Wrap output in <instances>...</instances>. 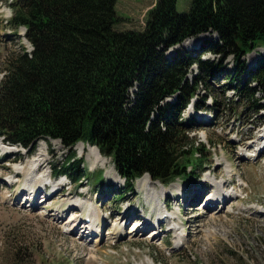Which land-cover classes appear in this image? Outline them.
I'll use <instances>...</instances> for the list:
<instances>
[{"label":"trees","instance_id":"trees-1","mask_svg":"<svg viewBox=\"0 0 264 264\" xmlns=\"http://www.w3.org/2000/svg\"><path fill=\"white\" fill-rule=\"evenodd\" d=\"M116 1L11 4L9 26L24 29L21 39L31 51L12 56L3 70L0 138L29 156L42 140L59 141L70 151L78 143L94 147L123 180L121 195L145 175L163 186L188 182L200 169L201 150H187L183 135L191 127L182 113L196 96L198 74L214 77L230 59L234 73L227 85L252 112L264 111L254 98L264 91V0H191L186 13L176 12V0H156L142 31L123 32L114 30L122 21ZM199 38L198 49L185 48ZM204 54L216 60H201ZM250 54L254 66L247 69ZM193 66L198 74L188 82ZM51 172L73 184L87 177L73 152Z\"/></svg>","mask_w":264,"mask_h":264},{"label":"rangeland","instance_id":"rangeland-1","mask_svg":"<svg viewBox=\"0 0 264 264\" xmlns=\"http://www.w3.org/2000/svg\"><path fill=\"white\" fill-rule=\"evenodd\" d=\"M14 1L0 0V81L6 63L13 59L12 56L23 50L31 51L27 41L21 39L24 30L20 28L16 32L9 26L8 21L12 16L11 4ZM155 1L117 0L114 11L122 21L114 25V30L142 31L147 12ZM190 5L191 0H176V12L186 13ZM201 43L202 38L195 39L187 42L185 48L198 49ZM200 58L204 61L216 60L212 54H204ZM247 58L246 68L251 69L254 66L250 59L251 54ZM233 73L232 61L225 59V63L214 77L198 74L195 66L190 69L187 77L190 82L198 74L202 80L196 87L198 91L195 98L182 113V120H187L191 127L188 129L191 131L183 135L184 140L190 143L187 150L190 151L191 145H197L201 150L200 154H197V166L200 169L195 170L194 176L192 175L194 181L191 178L188 182L176 179L163 186L150 178L146 179L147 185L154 189V192L156 190L155 193L159 194L158 188L162 189L164 195L160 198V206L164 214L168 215L179 208L180 220L184 224L181 228L184 230L182 234H185L183 243L176 244L175 232L169 229L170 221L160 226L164 233L154 241L151 230L144 232L142 236H129L128 232L135 225V218L123 220V208L129 203L131 208L138 210V214L141 212V216L149 212L155 216V213L151 212L152 208L145 202L149 196L146 197V193L137 187L136 182L139 179L134 183L131 192L121 195L123 180L114 176L116 172L110 159L105 158V165L92 167L91 162L94 159L88 152L95 148L88 147V151L85 149L81 153L77 147L72 151L65 149L56 140L39 141L32 153H39L40 148L44 149L45 156L47 153L46 164H41L40 168L44 166L38 172L47 175L48 183L46 190L32 202V199L27 200V192L18 196L23 176L15 174L14 170L26 161L28 162L25 165L30 163L36 154L28 157L24 154V149L7 146L2 142L5 150L0 149V264H264V217L259 218L262 215L259 212L264 213V149L256 150L257 148H251V145L247 147V143L257 138L261 134L259 131L264 128V111H259L258 114L252 112L242 94L227 85L226 77H231ZM252 87L259 88V85L253 84ZM259 90L261 93L254 98L264 105V91ZM196 103L199 107L204 106L203 109L196 108ZM259 117L263 120L261 124ZM243 137L245 140H242ZM0 140L2 141L1 138ZM259 144H264V141ZM72 152L83 160L87 169V177L81 184L70 183L64 177L53 179L51 174L52 168L57 170ZM192 152L196 154L194 149L186 154L190 161ZM223 155L231 162V169L235 173L228 190L235 188L237 194L225 204L224 209L219 207L217 210H207L203 203L205 196L197 199L192 190L194 184L204 183L206 174L214 175V170L221 166L219 162H224ZM239 178L242 179L241 184ZM102 179L104 182L100 185ZM61 181L63 186H66L64 192L72 191L82 198L91 199L93 205L82 201V207L86 210L90 206L94 209L95 206L101 218L105 219V226L97 230L96 236L80 241V236L75 233L65 235L61 224L67 220L69 214L60 220L58 226L49 216L52 210L60 205V201H63L62 197L54 196L56 190L51 189ZM149 181L155 183L158 188L149 184ZM176 187L183 193H179ZM100 196L103 198H99ZM76 198L80 199L74 196L72 199ZM228 207L233 211H226ZM62 208L65 209L66 205ZM114 211L117 215L113 219L111 213ZM114 221L121 222L124 234L120 233V228L116 232L117 238L110 240L107 235Z\"/></svg>","mask_w":264,"mask_h":264},{"label":"bare ground","instance_id":"bare-ground-1","mask_svg":"<svg viewBox=\"0 0 264 264\" xmlns=\"http://www.w3.org/2000/svg\"><path fill=\"white\" fill-rule=\"evenodd\" d=\"M253 57L255 58L254 55H253ZM261 117H263V115ZM261 117H259V120H260L259 124H261L262 121L264 120V119L261 120ZM201 119H206V118L201 117ZM201 122H202V120H201ZM259 133H261V134H259L257 138H255L254 140L249 141V143H247L248 144L247 147L249 145H251V148L256 147L257 148L256 150L264 149V144H259L260 141L261 142L264 141V128L262 131H259ZM242 140H245V138L243 137ZM1 143H2V141L0 140V149L2 151H4L5 149L2 147L3 145ZM80 145H82V143H78L75 146V150L77 147V150L80 151L81 153H83V151L85 149L87 150V148L90 147V146L86 147V146L82 145V147H83L82 148ZM95 149H91L88 152L89 154H91L93 156V159H94L91 162L92 167L94 165H101V166H102V164L105 165L107 163L106 162L107 160L104 157H102L99 153H97V151ZM39 150H40L39 153L35 152L32 155V156H34L36 154L30 163L25 165L28 162V161H26L25 163H22V164L18 165L17 167H15V170H14L15 174L23 176V183H21V188H20V192L18 193L19 194L18 196L24 195L25 192H27V194H26L27 200L32 199V202L35 201L36 198L39 197V194H41L42 191L46 190L45 186L48 183V181L46 179L47 175H44V174L42 175V172H38V171L42 170V167L46 164L45 160L47 157V153L45 156L44 149L40 148ZM248 156L251 157L252 155H248ZM222 160L224 162H222V163L219 162V164H221V166L219 168H217L216 170H214V175L211 176L209 174H206V176H205L206 178L203 180L204 183L200 184V185L194 184V187H193L194 189L192 190V192L197 195L195 197L197 199L205 196V200L203 203L205 204L204 206H205V209H207V210H210L211 208L216 209L219 207H221V209L222 208L224 209L225 206L229 203V200H231V198L235 197L237 194V191L235 192V188H232L231 191L228 190V185L230 182H232L231 178L233 176H235V173H233V171L231 169V165H230L231 162L226 159L225 155H223ZM41 164H44V165L40 168ZM221 173H223L222 175L225 178L222 176L221 178L218 179V176H220ZM51 174H52V172H51ZM114 176L117 178H120L116 173H114ZM146 179H149V177L147 175L140 178L136 182V185L138 188H141L146 193V197H147V195L149 196L148 200L145 198L144 199H145L146 205L149 204V207L152 208L151 212L155 213V216L153 214L150 215V212L144 213V215L141 216L140 215L141 212L138 214V210H135V207L131 208L130 204L128 203L127 206H125L123 208V210H124L123 220H126V219L130 220L131 217L135 218V220H134L135 225L133 226V228L131 230H129V232H128L129 236L133 235L132 238L140 236V235L142 236V234H144V232L151 230V233H153L151 235V237H152V240L154 241L158 238H161L162 233H164L163 231L160 230V228H161L160 226L162 224L170 221L171 227H169V229L171 231L175 232L174 237H175L176 244L183 243L185 234H182L184 230H182L181 228L184 226V224H183L182 220H180L181 215H180L179 208H177L175 212L169 213L168 215L164 214V212L161 210V206H160V204H161L160 198L164 195L162 189L158 188L155 183L149 181V184H151L155 188L159 189V194L155 193L156 190L154 192L153 191L154 189L152 190L150 188V186L147 185ZM192 179L194 181V177H192ZM114 182H116V181H114ZM239 182L241 184L242 179L239 178ZM206 184H207V186H206ZM51 189H52V191L56 190L54 192L55 195L53 194L54 196H58V197L63 198V201H60V205L57 207V209L52 210V212L49 214V216H51L53 218V220H55V225L57 224L56 226H58L60 224V220L66 214L67 215L69 214L68 215L69 217L67 218V220H65L64 223L61 224L62 225L61 226L62 232L65 235H67L68 233H70V234L75 233V234L80 236V241L88 240L91 237L96 236L97 230H99V229L101 230L105 226L106 221H105V219L101 218V216L98 214V210L96 209L95 206H93L94 209H92V207L90 206L86 210H85V207H82L84 202H86L88 205L89 204L93 205V203H91V201H90L91 199L88 200L86 198H82L81 195H79L77 193H73L72 191L64 192V189H66V186H63L62 181L59 182L58 184H54L51 187ZM179 189L180 188L176 187V190H178L179 193H181L182 190H179ZM36 191H39V192H36ZM192 192H190V193H192ZM82 193H83V191H82ZM73 196L79 197L80 199L76 198L75 200H73L72 199ZM99 198H103V196H100ZM82 201H84V202H82ZM71 202H73V203H71ZM63 205H66L65 209L62 208ZM35 206H38V205L35 204ZM239 209L244 210L241 208H239ZM256 209L259 210L258 208H256ZM216 210H214V211H216ZM226 211L230 212V211H233V209H231V207H228L226 209ZM259 214H262V215H260L259 218L264 217L263 212L262 213L259 212ZM116 215H117V213L115 211L111 213V217L113 219L115 218ZM82 217H84L83 218V220H84L83 227H81ZM99 219H101V220L97 221ZM86 220H88V222ZM121 226H123L121 224V222L114 221L112 224L111 231L108 232L107 239L114 240L115 238H117L118 234H116V232L118 230H120ZM82 229H83V232H82V234H80ZM84 230H86V231L84 232ZM120 233L124 234L123 228H121Z\"/></svg>","mask_w":264,"mask_h":264},{"label":"water","instance_id":"water-1","mask_svg":"<svg viewBox=\"0 0 264 264\" xmlns=\"http://www.w3.org/2000/svg\"><path fill=\"white\" fill-rule=\"evenodd\" d=\"M262 82L264 83V77L262 78Z\"/></svg>","mask_w":264,"mask_h":264}]
</instances>
